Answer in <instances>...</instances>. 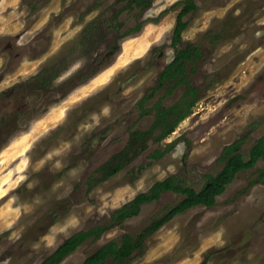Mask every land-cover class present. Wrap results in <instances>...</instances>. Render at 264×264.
<instances>
[{
	"label": "rangeland",
	"instance_id": "rangeland-1",
	"mask_svg": "<svg viewBox=\"0 0 264 264\" xmlns=\"http://www.w3.org/2000/svg\"><path fill=\"white\" fill-rule=\"evenodd\" d=\"M130 1L0 0V94L15 88L14 109L27 113L0 131V264H44L75 233L109 223L116 209L170 176L201 190L208 175L223 170L226 146L243 140L249 158L264 137V0H196L177 47L181 7L158 23L152 19L179 0H152L145 8ZM141 22V31L120 39ZM210 30L223 39H203L205 57L188 67L202 93L192 114L108 176V160L131 131L154 121L156 111L143 114L142 99L177 51ZM117 46L119 53L112 52ZM42 72L43 81H32ZM171 85L166 81L143 108ZM184 92L179 87L163 105L178 103ZM170 144L149 165L150 155ZM183 200L164 193L60 264H84L109 241L137 236ZM204 262L264 264L263 160L240 172L216 206L195 207L152 235L131 264Z\"/></svg>",
	"mask_w": 264,
	"mask_h": 264
},
{
	"label": "trees",
	"instance_id": "trees-1",
	"mask_svg": "<svg viewBox=\"0 0 264 264\" xmlns=\"http://www.w3.org/2000/svg\"><path fill=\"white\" fill-rule=\"evenodd\" d=\"M151 4L152 0H131L128 6H142V8H145ZM179 7H181V11L178 14L173 36V46L175 47L183 41V34L190 26V22L186 20V17L198 10L197 1L179 0L170 9L163 11L159 17L152 19V22L158 23L170 10ZM123 10L122 8L120 12ZM144 24L145 22L139 23L135 28L130 29L126 35L120 37V39L141 31ZM203 39L218 41L222 40L223 36L221 33L213 34L212 30H210L203 34L200 41L189 43L185 48L177 51L176 58L160 74V84L152 89L140 102L142 106L140 108L144 109L143 114L153 113L154 110L156 111L152 125L148 129L136 128L131 131L125 147L108 160L105 168L104 166L102 167V169H105L108 176L118 173L129 165L138 151L148 147L149 139L152 138L156 142L166 139L176 131L178 125L183 120L192 114L193 108L200 99L202 93L199 86L193 85L188 74V67L190 63L196 65L205 57V40ZM119 51V46L112 50L114 53H119ZM110 62L112 61L110 60L109 63ZM97 73L93 74L92 77ZM43 75L44 73L42 72L34 76L32 81H36V83L37 81H43ZM91 78L89 77V79ZM87 80L88 79H85L84 82ZM166 81L172 82L166 95L160 98L152 108H143L154 95L163 88ZM182 86L185 87V92L180 101L172 106L165 107L163 105L164 98L173 94ZM18 98L19 93L15 88L0 94V131L12 119L15 122L25 117L27 114L23 113L20 109H14L15 101L18 100ZM243 143V140H238L224 148L222 159L225 161V165L223 170L217 175H208L207 183L201 190L185 185L176 175L158 181L150 190L139 193L134 199L116 209L109 223L96 225L87 230L75 233L61 245L44 264H60L85 242L101 239L114 225H119L128 219L138 216L144 205L159 200L164 193L175 192L182 194L184 196L182 202L168 210L161 218L156 219L140 234L137 236L125 234L121 242L111 240L84 262V264H131L136 256L145 253L146 241L166 224L178 215L184 214L195 207L205 206L212 208L216 206L218 197L225 193L227 187L233 183L240 172L253 169L260 160L264 161V137L252 148L249 158H246L242 152ZM2 147L3 146L0 147V151ZM172 148L173 144H170L164 150L160 148L155 150L149 157L151 159L149 165L153 163V161L163 158ZM203 264H205V262Z\"/></svg>",
	"mask_w": 264,
	"mask_h": 264
}]
</instances>
